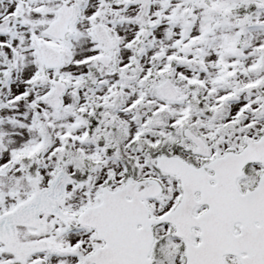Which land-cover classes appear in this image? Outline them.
Instances as JSON below:
<instances>
[{
    "label": "snow or ice",
    "instance_id": "6c2138e0",
    "mask_svg": "<svg viewBox=\"0 0 264 264\" xmlns=\"http://www.w3.org/2000/svg\"><path fill=\"white\" fill-rule=\"evenodd\" d=\"M0 264H264V0H0Z\"/></svg>",
    "mask_w": 264,
    "mask_h": 264
}]
</instances>
